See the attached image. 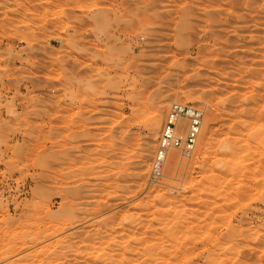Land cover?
I'll use <instances>...</instances> for the list:
<instances>
[{
    "label": "rangeland",
    "instance_id": "374dc122",
    "mask_svg": "<svg viewBox=\"0 0 264 264\" xmlns=\"http://www.w3.org/2000/svg\"><path fill=\"white\" fill-rule=\"evenodd\" d=\"M172 101L203 127L150 183ZM0 253L264 264V0H0Z\"/></svg>",
    "mask_w": 264,
    "mask_h": 264
},
{
    "label": "built area",
    "instance_id": "2783aa9c",
    "mask_svg": "<svg viewBox=\"0 0 264 264\" xmlns=\"http://www.w3.org/2000/svg\"><path fill=\"white\" fill-rule=\"evenodd\" d=\"M205 110L192 103L172 101L165 112L153 154L149 181L159 183L171 150H178L182 157L194 154L203 127Z\"/></svg>",
    "mask_w": 264,
    "mask_h": 264
},
{
    "label": "bare ground",
    "instance_id": "6f19581e",
    "mask_svg": "<svg viewBox=\"0 0 264 264\" xmlns=\"http://www.w3.org/2000/svg\"><path fill=\"white\" fill-rule=\"evenodd\" d=\"M168 106V105H167ZM158 110H160V109H158ZM157 112V113H156ZM155 113H154V116H152V119H150L149 120V127H150V129L153 131L152 132V134L153 135H155V133H154V130L156 129V128H158L157 126L160 124V120L161 119H159L160 117V113H159V111H156ZM159 115V116H158ZM156 131V130H155ZM153 135H150V137L152 136V138L153 137H155V136H153ZM149 139H151V138H149ZM155 139V138H154ZM153 139V140H154ZM152 140V139H151ZM151 140H149L148 141V143L150 142V144L152 145V142H153V140H152V142H151ZM231 143V142H230ZM233 143V142H232ZM231 143V144H232ZM149 145V144H148ZM150 146V145H149ZM231 146V145H230ZM227 156V155H226ZM224 161H225V158H224ZM226 163V162H225ZM227 163H228V161H227ZM177 165H178V157H177V154L173 151V150H171L170 152H169V155H168V158H167V166H168V169L169 170H173V169H176L177 168ZM59 228V227H58ZM36 234V233H35ZM35 237V236H34ZM37 238V237H36ZM31 239V238H30ZM34 241V240H33ZM24 243V242H23ZM23 245V244H22ZM16 246V245H15ZM11 248V247H10ZM111 252V251H110ZM131 252V251H130ZM128 253V252H127ZM143 253V252H142ZM1 254V253H0ZM8 254V253H7ZM131 254V253H130ZM150 254V253H149ZM142 256V255H141ZM132 257V256H131ZM146 257V256H145ZM142 259V258H141ZM131 260H134L133 258H131ZM143 260V259H142ZM146 260V259H145ZM30 261V260H29ZM124 261V260H123ZM31 262V261H30ZM129 263V262H128ZM167 263V262H166ZM34 264V263H33ZM130 264V263H129ZM137 264H139V263H137Z\"/></svg>",
    "mask_w": 264,
    "mask_h": 264
}]
</instances>
